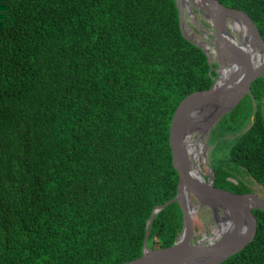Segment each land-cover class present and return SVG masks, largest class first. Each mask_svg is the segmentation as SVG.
Here are the masks:
<instances>
[{"label":"trees","instance_id":"obj_1","mask_svg":"<svg viewBox=\"0 0 264 264\" xmlns=\"http://www.w3.org/2000/svg\"><path fill=\"white\" fill-rule=\"evenodd\" d=\"M219 1L264 38V0ZM218 67L182 34L177 0H0V264L140 257L155 208L177 195L174 112ZM209 147L216 187L264 190V76ZM253 213L254 240L220 264H264V210ZM183 227L174 202L148 246Z\"/></svg>","mask_w":264,"mask_h":264},{"label":"water","instance_id":"obj_2","mask_svg":"<svg viewBox=\"0 0 264 264\" xmlns=\"http://www.w3.org/2000/svg\"><path fill=\"white\" fill-rule=\"evenodd\" d=\"M194 6V2H191ZM180 27L184 37L202 49L208 57L211 71L213 60L209 51L199 40L186 33L185 14L191 12L177 0ZM202 11L212 30L200 27L209 36L211 47L215 51L219 69L218 76L211 87L199 89L188 94L177 106L170 126V146L173 164L177 171V195L164 205L157 206L147 225L144 250L140 257L121 264H220L251 243L257 233L258 221L254 209L264 210V199L256 193L239 194L218 188L211 178L206 158L211 132L219 119L235 109L250 93L252 84L264 76V38L252 18L242 10L225 6L219 0H203ZM243 23L252 41L249 48L240 39L233 36L229 28L231 23ZM230 24V25H229ZM222 31H225L226 35ZM207 36V38H208ZM236 62L237 67L223 83L220 70L226 60ZM191 133L194 140L204 146V160L208 176L194 177L191 174V160L185 149V137ZM195 134V135H194ZM206 134L203 142V136ZM178 202L184 216V227L177 241L167 247L152 249L148 246L151 222L154 217ZM208 209L212 218L220 224L219 211L236 218V228L221 239L214 237L215 232L201 233V212ZM188 221H192L190 224ZM243 228L245 230L243 231Z\"/></svg>","mask_w":264,"mask_h":264},{"label":"bare ground","instance_id":"obj_3","mask_svg":"<svg viewBox=\"0 0 264 264\" xmlns=\"http://www.w3.org/2000/svg\"><path fill=\"white\" fill-rule=\"evenodd\" d=\"M180 1H181L182 6L188 7V8L190 7V2H194V4L199 8L203 6V0H180ZM191 15L194 16L193 13H191ZM230 26L232 27L233 31L239 34L240 39L249 48V50L252 49L253 48L252 41H251V38L249 36L246 26L239 21H235L231 23ZM222 32L224 35H226L225 31H222ZM206 39H207V36H206ZM199 41L204 44L205 48L209 51L210 54L215 53V51L211 47L212 44H209L208 41H204V42L201 40ZM224 64L226 65H223V67L220 70V81L218 82V84L223 83L228 77H230L237 67V63L232 62V61L229 62V59L226 60ZM184 144H185V149L189 156V159L191 160V174L197 178L202 177L203 168H201V164H202V161L204 160V156H203L204 146L201 143H198L197 141H195L193 139V136H191V133H189L185 137ZM191 222L192 221H190V223ZM219 222L221 226L217 229V232H215V235H214V237L217 239H221L224 235L231 234L232 230L236 228V218L231 214L225 215V217L223 219H220ZM244 230L245 228H243V231Z\"/></svg>","mask_w":264,"mask_h":264},{"label":"rangeland","instance_id":"obj_4","mask_svg":"<svg viewBox=\"0 0 264 264\" xmlns=\"http://www.w3.org/2000/svg\"><path fill=\"white\" fill-rule=\"evenodd\" d=\"M195 8H196V10H195ZM190 10H191V12L189 14H185V18H184V26H185L186 33L189 34L190 36H192L195 40L197 39V40H201L203 42L209 41L208 39H206V33H203L200 29V27L205 28V26H207L205 13L202 11L201 8L197 7L196 5L194 6L191 2H190ZM191 13H193L195 17L192 16ZM193 19H195V20H193ZM229 30L232 32L233 36H235L236 39H239L240 36L238 33L233 31L231 28H229ZM211 57H212L213 62L217 61V57L215 54H211ZM205 137H206V134L203 136V142L205 140ZM193 139H194V136H193ZM209 150H210V147H208L207 151H206V158H207L208 163L210 161H212V159H213L212 155L209 153ZM201 168H203L202 169L203 175L208 176L207 169L203 163L201 164ZM209 176L211 178L214 177L212 171H210ZM247 179L252 181V179H250V178H247ZM251 186L256 191V194H258L259 196H261L264 199V190L262 189V187H260L258 184H255V183L251 184ZM200 214H201V219H202L201 233H205L208 231L210 233L217 232V229L220 227V225L217 224L215 222V220L212 218L211 212H209L208 209H203ZM218 214H219L220 219H223L225 217V215L221 211H219ZM188 223L190 224V221H188ZM211 229H212V231H211Z\"/></svg>","mask_w":264,"mask_h":264},{"label":"flooded vegetation","instance_id":"obj_5","mask_svg":"<svg viewBox=\"0 0 264 264\" xmlns=\"http://www.w3.org/2000/svg\"><path fill=\"white\" fill-rule=\"evenodd\" d=\"M205 18H206V17H205ZM206 25H207V26H205V28H203V27H202V28H203V29H206V30H210V31H211V30H212V28H211V26H210V24H209V22H208V19H207V18H206ZM206 36H208V35H206ZM207 39L210 41V39H209V36H208V38H207ZM209 41H208V42H209Z\"/></svg>","mask_w":264,"mask_h":264}]
</instances>
